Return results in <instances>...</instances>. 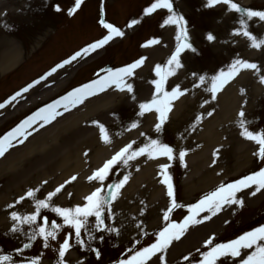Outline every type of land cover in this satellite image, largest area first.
<instances>
[{
    "label": "snow or ice",
    "instance_id": "snow-or-ice-1",
    "mask_svg": "<svg viewBox=\"0 0 264 264\" xmlns=\"http://www.w3.org/2000/svg\"><path fill=\"white\" fill-rule=\"evenodd\" d=\"M84 0H74L73 6L69 7L66 12L69 17L73 16L82 6ZM217 4H224L228 11L239 12L242 14L240 19V28L232 32V35H243L251 43L250 46L259 48L264 44V40L257 41L252 33L247 30V24L243 19L246 16L249 20L258 18L259 21L264 22V10H254L251 8H243L234 0H207L206 7H214ZM56 12H61L62 9L59 4L53 5ZM158 10H166L167 15L162 18L160 27L175 26V47L170 53L167 60L161 64L157 63L153 66L152 72L154 79L149 83L153 86L151 98L147 101L141 102L138 105L139 115L145 116L152 114L155 116V130L159 132L164 122L169 118V113L172 110L173 103L179 100L187 92L182 89L179 84L169 86L168 81L170 77L176 74V70L183 67L181 63V54L185 50L196 52L189 40L188 30L186 27V20L183 16L178 15L173 8L172 0H151L142 10L144 17H149L155 14ZM142 21L139 18H132L126 24L128 29L140 24ZM98 24L104 30L101 37L87 43L85 46L76 50L68 58L60 63L55 64L47 72L39 76L37 79L31 81L14 94L0 102V109H5L7 106L16 102L18 98L28 93L31 89L46 81L58 70L63 69L66 65L77 61L78 59H85L99 50L113 42L115 38H122L125 32L118 26L108 22L105 17L103 6L100 8L98 16ZM207 41L211 42L215 39L211 33L206 34ZM160 43L159 39L150 38L140 46L149 48ZM146 56H140L131 63L122 67L101 69L100 72L95 73L96 78L89 82L83 83L78 87L68 91L60 98L47 103L37 111L27 116L20 121L14 128H12L5 135L0 137V157H3L6 152L14 145V142L22 144L32 134V130H39L45 125L50 124L56 118L63 116L72 109L85 103L89 98L104 93L110 89H115L120 92L133 93V85L128 83V78L135 75L136 70L140 69L146 62ZM256 64L250 63L243 59H234L228 66L227 70H221L217 74L206 78L201 75L198 77L199 84H194V87L207 85L204 91L211 94V98L215 100L217 93L222 91L224 87L234 80L243 70L256 69ZM260 83L264 84V75L260 77ZM243 92V89H241ZM135 100V96H132ZM208 100L204 101L207 104ZM203 104L201 107L203 108ZM207 116L213 115L212 111H207ZM238 116L243 117L244 113H238ZM195 123L193 128L202 120V115L195 116ZM99 129V138L105 144L110 143V138L106 132L103 124L98 121L92 122ZM39 126L38 128L36 126ZM241 129L239 135L246 140L254 142L258 147L253 152L255 157H258L261 162H264V132L255 133L245 128L244 121L239 123ZM137 128L136 123H132L129 131ZM140 135H144L141 133ZM87 155V153L85 154ZM216 152H213L215 157ZM147 156L149 159H157L158 157H166L167 160H173V149L165 144L159 143L153 139L143 146H136V141L131 140L120 147L106 159L100 167L93 170L87 177L90 183H98L93 190L83 198V203L74 207L56 206L53 203L54 198L65 189L66 185L74 182L77 177L71 176L63 183L57 185L54 189L47 191L44 198H38L37 193L42 189L39 187H32L27 189L15 201L17 205L31 200L34 202V211L31 214L19 215L16 211L10 212V218L14 222L12 232H19V225H28L31 229L27 233L28 243L17 248L16 253L22 254L25 249L32 247V242L39 237L42 241L43 247H49V240H57L58 230L64 226L73 230L76 244L81 247L84 246V241L81 239V230L87 232L86 225L89 223V218L94 217V228L97 232H115L119 234L118 229L110 227L106 224L105 212L107 211V219L111 220L113 217L112 205L118 200L121 190L129 181V175L125 174L118 177L116 182L109 183L110 173H112L120 165L128 166L130 161ZM186 153L179 152L180 162L183 164ZM215 163V160H213ZM167 163L161 164L159 167L162 179L160 183L166 186V196L168 203L162 212V221L165 223L160 230L152 234V239L147 245H141L139 238L127 249L125 258L117 261V264H167L166 253L171 249L175 242L181 241L193 226H199L213 217L217 216L225 205H235L243 207L245 201L240 194L247 192L250 196L255 197L258 193L264 192V167H260L257 171L251 174L244 175L241 178L235 179L233 182H221L213 190L208 191L198 198L195 203L182 204L177 202L174 195L173 184L171 177L168 175ZM139 170V169H137ZM44 185L48 181L42 182ZM69 196L71 194L69 193ZM12 208L13 205H9ZM177 209H183L185 214L180 221L171 219L172 214ZM44 211L55 214L56 217L62 220V224L58 223L56 219L49 220L48 216L43 215ZM144 214L143 209L140 212ZM38 220L40 221L38 223ZM227 223V221H225ZM35 225V227H32ZM140 228V225L137 224ZM89 239H92L91 233L88 234ZM141 236H147L148 233L140 229ZM72 233L65 235L63 241L59 243L57 264H66L65 255L72 247L70 240ZM101 239L103 237L101 236ZM215 235H209L202 241L201 247L196 249L200 258L195 261V264H223V259H231L232 264H264V225L253 228L250 231H245L234 239H230L224 243L215 242ZM95 253L97 259L100 258L101 253L97 249H91ZM41 257L39 255L29 259L27 264H39ZM194 257L192 253L185 254L181 257L180 264H191ZM0 264H14L11 255H0Z\"/></svg>",
    "mask_w": 264,
    "mask_h": 264
},
{
    "label": "rangeland",
    "instance_id": "rangeland-1",
    "mask_svg": "<svg viewBox=\"0 0 264 264\" xmlns=\"http://www.w3.org/2000/svg\"><path fill=\"white\" fill-rule=\"evenodd\" d=\"M47 1L49 0H0V13L6 12L5 18L3 20H1L2 15H0V56H1V50L4 47L3 43L6 42L7 44H10L12 46V48L14 49V54L16 56L13 61L5 64L6 66H4L3 63L0 61V102L8 98V96H10L12 92L14 93L18 89H20L22 86H24L25 83H27L31 79L38 77L43 70H46L55 61L65 56L69 52H70L69 54L71 55V53L75 52L81 44L86 43L87 41L96 37L100 33L97 30L98 24L96 22L97 3H98L97 0H87L86 4L83 6L81 10V14L79 12L78 16L74 20H71L72 23H69L68 26L66 27L63 26V24L65 23L64 13L62 11L61 12L54 11V9L52 8V4L55 1L56 2L55 4H59L61 9H63L64 7L69 6L68 3H70L71 0H50V2L46 4ZM104 1L107 11L105 17L108 22H113V24L119 25L125 21V18L132 19L134 17H137L142 19L145 22V24L142 26L141 23L138 24L135 27L134 32L127 35L125 39H121V40L114 39L113 43L106 48L107 51L106 54L104 53V55L99 56L100 55L99 53H101L102 50H99L96 53H94V57L90 59L89 64H86L87 63L86 61L81 63V65H78L77 67L67 66L62 72L57 71V73L51 76L52 80L49 79L47 81V83L50 84L53 83L52 85L48 86L47 89H45L46 91H48V94L50 95L49 96H47V94L45 95L46 91L45 90L42 91L43 89L41 90L40 88L36 89L35 91H38V93H35L36 95L32 94L33 96L31 97L26 96V98L24 100H21L20 101L21 103H19L17 106L14 105L16 106V108L12 110L9 109L8 111L6 110V112L0 116V131L3 130L6 126L11 124L12 122H14L18 117L25 114L28 110L32 108V106L40 103L42 106L45 99L47 100L50 97L58 95V93H61L70 85H74L90 77L92 70L97 66H99L100 64L111 61H113L114 63L115 61L121 62L123 60H128L132 58L134 55H137L139 53V50L137 51L135 50V48L131 49L128 41L130 40L132 41V43H134V45H136L140 38L146 37L148 33H154L153 26L149 28V27H145V25L147 22L153 20L154 22L153 25L155 26L156 19H158L159 16L162 15V12L157 11L158 13H155L149 17L141 16V12L143 8L147 6L151 2V0H104ZM200 1L201 0H176L174 1L173 8L174 10H177V8L183 10L189 17L190 21H194L196 23L195 33L198 34L200 38L204 36L206 29L212 30V34L214 35L215 39L210 43H205L201 39L202 43H199L201 56L197 58V60L200 63H202L201 66H205L203 68H207L208 70H211L216 65L222 63L223 61H226L231 54H235L237 51H240V49L246 45V39L241 37V35H235V36L232 35V32L234 30L240 28L239 22L240 19L242 18L241 13L240 15L236 14L238 12H234V11L229 13L224 11L222 7H216L213 9H207V10L205 9L202 14H199V12H197V8H195L197 5H194L193 7H191V5H193V3L196 2L200 3ZM237 2H239V4H242V6H245L247 8H251L254 10H264V0H237ZM191 8H193V10ZM243 19L247 24V30H249L255 36H257L259 34L258 32L264 27V26L262 27L261 25H257L253 20H248L246 16H243ZM207 23L209 24V28ZM203 25L204 27H202ZM206 25L207 28H205ZM225 36L231 37L229 41L233 45L231 46L230 44H227L226 50H224V46L218 42ZM108 51L110 52V54ZM119 55L122 56V59H116ZM75 70L77 71L76 73ZM41 91L42 93H40ZM125 100L128 103H130L128 98ZM130 106L132 105H128L127 103H124L120 106L121 109L119 110V113L121 115V120H123L125 117L128 118V115L132 113V110L128 108ZM73 115L75 114L66 115V116L63 115L59 117L57 121L58 123L61 124L62 122L73 117ZM259 116H261L259 109L258 108L254 109L251 116L253 122H251V126H249L250 130H256L254 121ZM56 127L57 125L52 126V129L48 131L45 130L42 131L43 128H39L38 133L50 132L52 130H55ZM262 132H264V121H263V128L259 129V133ZM164 134L165 132H163L162 135L158 137L157 140L159 142L160 139L164 141V138L162 137ZM38 136L39 135L34 136L32 138V141L33 139L34 140L37 139ZM29 142H31L30 139L28 143ZM82 142L83 141L80 142L77 141V143L73 144L72 146L73 150H75V148L76 150H80L79 146L82 144ZM28 143L26 146H24L23 149L20 148L16 150V148H11L9 150L11 152L8 154V156H6V161L10 160V158L14 154H21L22 152L27 150L32 145V142L29 144ZM83 146L85 148H89L87 147L89 146L88 143L84 144ZM233 157L231 156L230 157L231 160H226V162L224 163L226 164L225 168H227L226 176L224 175L220 176L218 177V180L227 177L228 178L227 180L232 182V180L234 181L235 179L242 177L241 175L246 168H247L246 171L247 170L250 171L248 174H251L252 172L255 171V169L264 166V162H258L259 159L257 161L254 160L253 162L251 161L248 162L247 163L248 165L245 163L243 164L238 163L235 165L234 164L235 161ZM68 166L71 167V163H69ZM123 167L124 165H120L117 168L121 171ZM37 169L38 167L34 168L35 174L30 179L27 177L26 180L20 183L19 186H13V188L10 187L9 191L10 192L15 191L16 193H20L22 190V186L28 183L29 180L35 178L34 179L35 181L37 182L41 181L40 188L42 189L41 191L42 196H44L45 191L43 190V188L49 187L48 185H44L42 183L43 181H46L44 180V177L50 174H51L50 176H52L53 172L59 171L60 169L59 167H57L55 170L52 171V173L46 172L45 175L43 174V172H40ZM87 169L88 170L91 169V166H89ZM69 171H73V169ZM34 172H30V173H34ZM67 174L68 173H66V175ZM126 174L129 176L135 175V173H129V172H126ZM54 175L56 174L54 173ZM118 177L119 175H117V178ZM59 179H57L56 182ZM185 179L186 177L183 180ZM4 183L5 180H0V187ZM144 183L145 182H143V184ZM147 184L148 185L152 184V181L149 179V182ZM138 185H142V183L141 182L140 184L137 183V186ZM177 185L179 188L181 187L179 181H177ZM129 186L130 187L134 186L132 184V180L130 181ZM208 186L209 185H205L204 188ZM17 187L19 189H17ZM200 188H202V186L197 187L195 189V192L191 194H186L185 192H181V189L184 190V188L182 187L179 190V192L182 193L180 197L187 198L188 200H190L191 198L195 197L198 194L196 193V190ZM127 191L128 193H125L124 195L129 196L131 194V190L129 189ZM240 195L241 198L245 201L243 207L228 205L231 213L229 215L232 218L231 225L233 224L236 215L241 209L243 210L238 214L239 217L238 219L240 220L246 219L248 217V214L250 216V214L253 211L257 210L260 206L262 207L264 206V192L258 193L255 197L250 196L247 192H244L243 194ZM112 212H113V217L111 220L112 223L111 225L110 224L109 225L111 227L117 228L119 232V234L113 232L114 243L125 242L127 244L128 243L131 244L135 240H137V238H139L140 241V231L128 233L127 235H125L126 237L124 239H121L120 233L122 229V224L117 217V211H114L113 207H112ZM223 216L225 217L227 215L223 214ZM105 217L107 223L108 222L107 216ZM220 218H218L217 220H219ZM175 221H178V218L175 217ZM161 224H162V220L158 219L152 226L146 225L143 231L147 232V231L155 230ZM219 226L220 225H218L216 228H218ZM86 228L88 230L87 232H85L84 229L81 230V239L84 241L83 247L76 244L75 238L73 237V233H72L73 230L67 226H64L58 230V232L60 233L57 236L58 237L57 240H52V241L49 240L48 248H44L43 244H40L38 247L32 246V249L27 250V252L25 251L26 250L25 249L24 253L18 255L17 253H12V249H14V246L19 245L21 239L16 235L9 234L4 229H2V226L0 225V235L2 236L1 238L2 240H0L2 243V245H0V255H4V253L7 254L9 251L10 255L13 256L15 255L14 257L19 259V261L14 262V264H26L24 258H33L37 255L41 257L39 262L43 264H57L59 240L63 241L66 234L72 233L70 244L72 245L71 248L73 249L67 252L65 255L64 259L66 264H68V262L73 263V258L76 257L82 258L80 254L77 253V250L80 251V253L82 251L88 252L90 247L97 249L101 253V260H102L103 257L109 255L108 254L109 247L105 243L108 232L101 233L95 230L94 217L89 218V223L86 225ZM225 230H222L217 235L219 234L221 235L222 233H224ZM240 230L241 229H239L237 232H239ZM89 233H91V236L93 237L92 239H89V235H88ZM133 233L134 235H131ZM101 236L103 237V239H101ZM16 240H18V242ZM111 241L112 239L110 238V242ZM146 242L148 241H144L143 238L139 243L143 245ZM25 243H28V241L26 242V240H24L23 244ZM198 243H196V245H198ZM123 247L124 245L116 249V251L113 252L114 255L116 256L117 252L122 250ZM199 247H201V245ZM183 253L184 251L179 250L177 253L174 254L176 256L170 254L168 258L180 259L184 255ZM198 259L199 258H196L194 260V263ZM90 261L91 262L93 261V257L91 254H89L88 257L85 259V264Z\"/></svg>",
    "mask_w": 264,
    "mask_h": 264
},
{
    "label": "bare ground",
    "instance_id": "bare-ground-1",
    "mask_svg": "<svg viewBox=\"0 0 264 264\" xmlns=\"http://www.w3.org/2000/svg\"><path fill=\"white\" fill-rule=\"evenodd\" d=\"M3 45L4 47L1 50L0 61L5 66V64H7L8 62L13 61L16 56L14 54V49L12 48L10 44H7L6 42V43H3ZM149 52L152 54L157 53L156 54L157 56L161 51L159 47H154ZM186 54L187 53H185L184 56ZM86 61L87 59L84 60V62ZM151 63L152 62L150 61L149 66L151 65ZM247 75H251V74L249 72L241 73V75L238 77L236 82L238 83L240 80L245 82ZM232 86H234V84H228L224 88V90L220 94H218L219 98L221 96H225L224 99H220L221 113L218 116L216 115L213 121H211L210 119L204 122L205 128L202 129L203 130L202 133L199 134L200 135L199 139H202V141L206 143L205 146H208L211 143L217 142V140L220 138L219 133L213 134L214 124L218 125L219 123H224L225 121H229L230 119L233 120L234 117H232L233 115L232 113L235 110V108L247 102L244 100V95H247V94L235 91L234 90L235 87H233L232 90H229V88ZM252 90H255V89L252 88ZM256 92L258 91L256 90L255 93ZM116 97H118V99H116ZM120 100H121V97L117 95V93L115 92L109 93V96L105 98L103 103H99V104L93 103L91 105H88L86 112H88L90 116L93 113H97V112L104 111L105 113L110 107L114 109ZM186 106H187V102H184V101L180 102L179 100V102H177L176 104V107H174V109L172 110L171 116L172 117L183 116L185 114L184 111L186 109ZM251 106H253L252 99L248 101L247 103V106H246L247 112L249 111V108ZM184 117L186 118V115ZM148 118H151V115L144 117L145 120ZM76 123H77V118H73L69 120L68 122L62 123L61 129L57 132L51 131L48 134H43V135L41 133V136L39 135V137L36 140L31 141L32 145L30 146L29 149L25 150L20 155L13 156L8 162H4L3 164H1L0 165V178L3 177L7 180V182L4 185V188H10L12 186H19L20 183L24 182L28 176H33L35 174L34 168L36 166H39L37 170L40 172H43L44 175L46 174V172L51 173L53 170L59 167L60 170L57 171V173H59V176H56L54 175V173H52V176L54 179L56 178L59 179L61 176L66 175V173L68 174L73 173V172L77 173V171L83 172L84 168L88 167L91 161L93 162L94 165L100 162L101 159L105 155H107L108 152L101 151L99 148H102V146H100V144L92 136V134L85 128H76L75 127ZM228 130L230 132L232 131V128L230 125H228L227 128L223 130V133L224 132L226 133ZM238 133H240V131L236 132L235 134H238ZM79 140L85 143L89 142L88 143L89 146L92 145L94 147L92 157L89 160L83 159L82 156H80L79 150H76V148L75 150H73V147H72L73 144L77 143V141ZM233 141L234 139L230 140V143H232L233 151H235L236 149L242 148V146L244 145V141L243 143L239 142L236 144ZM27 142L28 140L26 141V143ZM205 156H206V150L203 149L200 152L194 154L193 156L188 157L187 160L190 163L191 162L194 163L193 168H197V165L198 164L200 165V163L203 162L204 160L203 158ZM246 160H248V158ZM69 163H71V167L68 166ZM150 164L151 163H146V165L142 166V170L140 172L142 173V175L147 174L152 169V165ZM72 169L73 171H69ZM30 172H34V173H30ZM85 173H88V172H85ZM50 175H47L44 178H47ZM81 182H82V179L79 178L77 182L75 183V187L80 186ZM86 188L87 187L84 186L83 192L87 191ZM5 198L6 197L3 196L2 193H0V202ZM8 200L9 199H7V201ZM214 225H216L215 222H214ZM214 225L210 226V230L213 228ZM198 229L202 230L203 226L199 227ZM200 230L195 231L192 234H190V236L182 244L180 245L175 244L174 245L175 247L172 246L171 251L176 252L183 247L189 248L190 244L201 234Z\"/></svg>",
    "mask_w": 264,
    "mask_h": 264
}]
</instances>
